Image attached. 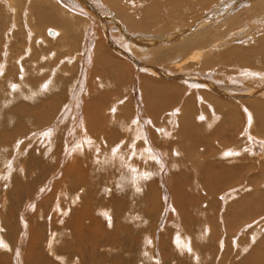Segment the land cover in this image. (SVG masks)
Returning a JSON list of instances; mask_svg holds the SVG:
<instances>
[{
  "label": "rangeland",
  "instance_id": "374dc122",
  "mask_svg": "<svg viewBox=\"0 0 264 264\" xmlns=\"http://www.w3.org/2000/svg\"><path fill=\"white\" fill-rule=\"evenodd\" d=\"M119 1L116 7L120 6L125 16H118L115 21L109 18L111 4L107 0H89L86 5H90L86 7L81 2H69L72 6H68L76 9L74 12L66 8L74 13L67 15L73 18L72 31L64 33L63 29V38L52 42L56 35H52L51 30L58 32L61 27L38 23L36 34L45 35L50 40L42 43L36 38L33 51H28V45L24 43L28 29L33 26L31 21L30 27L24 22L25 15L13 13L0 3V84L5 83L0 85V136L7 137L6 140L0 138V219L6 221H0V235L7 242L5 245L0 240V257H3L0 264H264V138L261 137L264 135V110L259 114L247 106V102L263 106L264 96L253 95L248 101H237L224 96L225 92L204 86L206 83L217 85L218 82L230 85L232 80L229 79L233 76L235 84L264 90V77H249L251 75L247 76L241 69L264 71V58H261L264 53L251 57L250 53L246 56L242 51L243 48H253L257 44L253 43L254 40L264 33V23L258 21V17L264 18V13L252 16L245 6H238L235 12L242 14L238 18L244 22L228 30L232 38L229 41L226 38L228 24L224 20L227 15L221 12L224 16L212 29L220 36L215 42L225 38L226 44L207 50L199 65L193 66L189 61L178 67L179 63L169 60L173 56L159 62L155 59V49H151L152 56L150 52L135 49L127 35L136 37L142 32L157 35L162 28L175 31L197 26L209 14L210 8L222 0ZM237 2L239 0L231 7L237 6ZM26 6L25 2L23 13H26ZM115 9L112 11L116 12ZM151 10L156 20L155 16L148 15ZM14 17L18 18L20 26L14 31L16 38L11 47L7 40L14 30ZM247 32L253 37L252 47L246 43ZM207 44L201 47L209 46ZM257 46L264 50V45ZM54 49H57L56 55L49 58L47 54L53 53ZM42 54L47 56L42 58ZM17 58L21 64L17 63ZM57 64L61 69L53 78L51 74ZM21 76L29 79V84L20 87ZM42 79L46 87L44 93L30 94L31 87L36 88ZM192 88L193 92H190ZM207 91L216 93L224 101L218 109V118L211 114L216 111L215 103L203 98ZM239 102L246 106L238 109V120L227 123L229 104ZM209 104L210 110L204 107ZM26 106L36 107V111H40L37 114L43 119L39 121L32 113L28 117L24 115L29 113H20L27 109ZM180 106L181 111H177ZM207 114H211L208 120L212 125H208ZM212 117L217 121L213 122ZM135 118H143L144 132L157 148L160 164L153 160L155 157L145 161L138 151L126 147L127 142L134 143L133 139H136L134 133L137 132L130 126ZM250 119L253 120L252 128L247 134L243 124ZM48 125L53 131L39 136L38 131ZM168 126L172 129V137L166 136ZM236 127L239 134L243 133L240 137L234 130ZM159 128L162 129L160 133ZM256 130H260V136L253 133ZM251 135L262 140H258L256 152L252 154L248 152L252 148L248 149L251 143L247 140ZM79 143L82 148L77 145ZM90 146H95L96 151ZM120 148L123 151L120 152ZM115 149H119L117 153L122 164L107 158ZM228 150L240 152L227 154ZM127 159L133 164L128 165L130 161ZM137 160L138 166L145 169L160 167V173L152 177L157 190L148 187V179L143 185L138 182L145 176L139 178V172H132ZM121 169L127 171L128 180H123ZM212 183H215L214 187ZM242 185L253 188L248 190L250 193L242 192L228 202L226 198H230L232 187ZM258 185L262 186L254 190ZM243 199L245 204L239 203ZM28 201H32V205H26ZM58 201L60 208L65 209L64 217L73 218L71 226L76 228L72 230L78 227L76 220L82 223L79 225L81 240L75 238L77 233L71 235L67 230L62 236L53 225L51 214ZM49 212L50 216H47ZM35 237L38 241L34 246L30 240L34 243ZM71 247L76 249L72 262L61 258ZM53 249L55 251L51 253Z\"/></svg>",
  "mask_w": 264,
  "mask_h": 264
},
{
  "label": "bare ground",
  "instance_id": "6f19581e",
  "mask_svg": "<svg viewBox=\"0 0 264 264\" xmlns=\"http://www.w3.org/2000/svg\"><path fill=\"white\" fill-rule=\"evenodd\" d=\"M87 1H89V0H0V3L6 8L7 7V9L9 8V9H11L12 10V12L13 13H22L23 15H25V19H24V22L26 21V24L28 25L29 24V26H30V21H31V25L33 24V26L31 27V29L29 28H27L28 29V31H29V33L28 34H26V41L24 42V43H26L27 45H28V48H26V49H28V51H30V50H32L33 51V48H34V44L36 43V38H39L37 41H39L40 40V42L42 41V43H46L48 40H50V38L49 39H46V37H45V35H44V37L43 36H39V34L37 35L36 34V31H35V29H37L36 28V26H38V23H43V24H50L51 26L52 25H54V26H59V27H61V28H59V33L57 32V31H55V30H51V34L52 35H56V36H54L52 39H51V41L53 42V40H60V39H62L63 38V35L64 34H62V31H63V29H64V33L66 32V33H70L71 31H72V29H73V27H72V22H73V18H72V16L70 17H68L67 15H73L74 13L73 12H71V11H74L75 12V10L76 9H73L74 7H72V8H70L69 6H68V4L70 5V3H76V2H81L82 4H84V6L86 7L87 5H90V4H87L86 5V2ZM107 1H109V4H111V8H109L108 10L110 11V13H109V18L110 19H113L114 21H115V19H117L118 18V16H119V18L121 17H124L125 16V14L123 15V13H122V11L119 9V7H116V5H118V2H120L119 0H107ZM132 1V0H131ZM146 1V0H145ZM177 1V0H176ZM236 0H222V1H220V4H218V5H215V6H213V7H211L210 8V10H209V14L206 16V17H203L201 20H200V22L201 23H199V25H197V26H188V27H183V28H178V30H175V31H167V30H165L164 28H162V32L161 33H159V32H157V35H153V34H150V33H143L142 32V34L140 33L138 36H136V37H132V36H130V35H127V37L129 38V41H130V44H131V46L132 47H135V49L137 48H139V49H141L143 52H150L149 54H150V56H152L151 55V52H153L152 50L153 49H155V52L157 53V56H156V58L155 59H157L159 62H161V61H163L165 58H170L171 56H173V58L171 57V59H169V60H172V62H174V63H179V64H177L178 65V67H181V66H185L186 64H188V62L189 61H192V65L194 66V65H196V64H198L199 65V63L200 62H203V57L204 56H206V54H205V52L207 51V50H209V49H213V48H221L222 46H224L225 44H226V41L224 40H222V41H218V42H215V40L218 38V37H220L219 35L217 36V34L218 33H216V34H214V30L212 29L214 26H216L220 21V17L221 16H224V15H222L221 14V12H223V13H225L226 15H227V17L225 16V18H224V20H225V23H226V25H227V39L229 38V41H230V39H232L229 35L230 34H228V30H230V29H232V27L235 25V24H241L242 22H244V20L242 19V20H240L239 21V18L238 17H240L242 14H239V12H235V10H236V8H238V6L240 7V6H242V7H244L245 6V8H247V13L249 14V15H254V14H256V13H261V14H263L264 13V0L263 1H261V0H239V2H237L238 4H237V6L236 5H234V6H232L231 7V5H232V3H234ZM255 1H258L257 3H255ZM25 2H26V13L24 12H22V9H24V5H25ZM70 2V3H69ZM130 2V1H129ZM162 2V1H161ZM201 2V1H200ZM89 3V2H88ZM132 3H133V1H132ZM234 4H236V3H234ZM138 5V4H137ZM214 5V4H213ZM68 6V7H67ZM70 6H72V5H70ZM177 6V5H176ZM21 7H23V8H21ZM115 7H116V9H115ZM194 7V6H193ZM66 8H69V9H71V11L69 10H67ZM112 8L113 9H115L114 11H116V12H113L112 11ZM152 8V7H151ZM178 8V7H177ZM87 9H92V8H87ZM119 9V10H118ZM225 9H227L226 11H225ZM155 10H157V9H155ZM17 11V12H16ZM19 11V12H18ZM92 11H94V10H92ZM108 11V12H109ZM237 11V10H236ZM124 12V11H123ZM156 13V12H155ZM79 14V13H78ZM154 14V12H153V10H151L150 12H149V16H151V17H153V16H155V15H153ZM157 14V13H156ZM171 14V13H170ZM215 14V15H214ZM22 15V16H23ZM96 15V14H95ZM153 15V16H152ZM264 15V14H263ZM262 15V16H263ZM20 16V15H19ZM77 16V15H76ZM178 16V15H177ZM18 17V16H17ZM264 17V16H263ZM37 19V21L38 22H36V19ZM126 18H127V16H126ZM126 18H125V20H126ZM259 18V20L258 21H261V23L263 22L264 23V18H260V17H258ZM245 19V18H244ZM155 20H156V16H155ZM34 21L36 22V25L34 26ZM122 21V20H121ZM117 23H119V21L117 22ZM123 23V22H122ZM124 24V23H123ZM198 24V23H197ZM12 27L14 28V30L12 31V33H9V36H8V40H7V43L9 44V46L13 43V41H14V39L16 38V32L14 33V31L20 26V23H19V21H18V18H16V17H14V20H13V22H12ZM42 25V24H41ZM250 24H248V26H249ZM260 24H258V26H259ZM263 25V24H262ZM92 26V25H91ZM25 27H27L26 25H25ZM77 27V26H76ZM80 27V26H79ZM247 27V26H246ZM250 27V26H249ZM260 27V26H259ZM46 28V27H45ZM50 28V27H49ZM57 28V27H56ZM255 28V27H254ZM258 28V27H257ZM260 28H263L262 26L260 27ZM23 29V28H22ZM53 29V28H52ZM226 29V28H225ZM20 30V29H19ZM41 30H43V29H41ZM123 30H125V28L123 29ZM199 30V31H198ZM258 30H260V29H258ZM219 32V31H218ZM222 32V31H221ZM224 32V31H223ZM242 32V31H241ZM246 32V31H245ZM264 32V31H263ZM159 33V34H158ZM231 33V32H230ZM11 34V35H10ZM43 34V33H42ZM45 34H46V32H45ZM247 34V36H249V34L250 33H246ZM245 34V35H246ZM124 35V34H123ZM226 35V34H225ZM242 35V34H241ZM245 35H242V36H245ZM262 36L261 37H257V39H253L254 40V42L252 41V36H249V37H247L248 38V41L246 42L247 44H248V46L250 45L251 47H252V45L250 44V42H253V43H257L258 45L260 44V45H264V33L263 34H261ZM222 36V35H221ZM224 36V35H223ZM232 36V35H231ZM258 36V35H257ZM51 37V36H50ZM71 37V36H70ZM69 37V38H70ZM78 37V36H77ZM263 37V38H262ZM72 38V37H71ZM125 38V37H124ZM4 39V38H3ZM111 39H112V37H111ZM126 39V38H125ZM260 39V40H259ZM115 40V39H114ZM114 40H112L113 41V43H114ZM239 40V39H238ZM241 40V39H240ZM251 40V41H250ZM243 41H244V39H243ZM80 42V41H79ZM82 42V41H81ZM233 42V41H232ZM127 43V42H126ZM167 44L166 46L164 45L163 46V44ZM205 43H209V44H207V45H209V46H207V47H201V45H203V44H205ZM20 44V43H19ZM111 44V43H110ZM122 44H123V42H122ZM257 44L255 45V46H253V48H243L242 49V51L244 52L245 51V55L247 54V53H250L251 54V57H255L257 54H262V53H264V50H262L261 48H263V47H258L257 46ZM7 45V44H6ZM25 45V44H24ZM16 46V45H15ZM20 46V45H19ZM40 46V45H39ZM84 46V45H83ZM130 46V45H129ZM130 46V47H131ZM11 47H13V45H11ZM11 47H9L10 48V50H11ZM25 47H26V45H25ZM87 47V46H86ZM131 47V48H132ZM121 48H123V47H121ZM125 48V47H124ZM236 48V47H235ZM239 48H241V47H239ZM13 49V51H14V48H12ZM25 49V48H24ZM25 49V50H26ZM89 49V48H88ZM134 49V48H133ZM152 49V50H151ZM237 49V48H236ZM7 50V49H6ZM37 50V49H36ZM113 50H116V49H113ZM218 50H220V49H218ZM132 51H135V50H132ZM239 51V50H238ZM10 52V51H9ZM56 52H57V49H54V52L53 53H50V54H47V55H49V58H52L53 56H55L56 55ZM81 52V51H80ZM128 52V51H127ZM13 53V52H12ZM26 53V52H25ZM34 53V52H33ZM79 53V52H78ZM131 53V52H130ZM242 53V52H241ZM24 54V53H23ZM32 54V53H31ZM153 54V53H152ZM205 54V55H204ZM46 54H44V56H43V54H42V58H45L46 56H47ZM127 55V54H126ZM132 55V54H131ZM136 55H139L138 53H136ZM146 55V54H145ZM154 56H155V53L153 54ZM204 55V56H203ZM237 55V54H236ZM264 55V54H263ZM263 55H261V56H263ZM31 57H32V55H30ZM247 56V55H246ZM260 56V55H259ZM17 57H19V55L17 56ZM124 57V56H123ZM138 57V56H137ZM179 57H181V59L179 58ZM34 58V57H33ZM41 58V59H42ZM54 58V57H53ZM135 58V57H134ZM261 58H264V57H261ZM20 59H22L21 57H20ZM31 59V58H30ZM209 59V58H208ZM207 59V60H208ZM1 60V59H0ZM23 60V59H22ZM63 60V59H62ZM61 60V61H62ZM246 60H247V58H246ZM19 61H21V60H18V58H17V63L18 64H21V62L19 63ZM209 61H210V59H209ZM6 62V61H5ZM4 62V63H5ZM8 62H9V60H8ZM208 62V61H207ZM251 62V61H250ZM139 63V62H138ZM248 63V62H247ZM10 64V63H9ZM139 65V64H138ZM142 65V64H141ZM216 66V65H215ZM54 67V66H53ZM189 67V66H188ZM197 66H195V68H196ZM204 67H205V65H204ZM4 68V67H3ZM24 68V67H23ZM150 68V67H149ZM148 68V69H149ZM151 68H153V66L151 67ZM193 68V67H192ZM22 69V68H21ZM61 69V67H60V64H57L56 65V67L53 69V72H52V76H53V78L56 76V74H57V72L59 71ZM143 69V68H142ZM156 69V68H155ZM210 69V68H209ZM242 70H244V71H246V75L248 76V75H251V76H249V77H264V71L262 72V73H258L257 71H254V70H256V69H247V68H241ZM7 70V69H6ZM27 70V69H26ZM240 70V69H239ZM23 71H24V69H23ZM144 71V70H143ZM145 71H147V70H145ZM158 71H160V69L158 70ZM13 72V71H12ZM27 72H28V70H27ZM26 72V73H27ZM148 72V71H147ZM5 74V73H4ZM154 74V73H153ZM239 74V73H238ZM237 74V75H238ZM26 76V75H25ZM228 76V75H227ZM230 76V75H229ZM240 76V75H239ZM183 78H184V76H182ZM238 77V76H237ZM236 77V78H237ZM8 78V77H7ZM12 78V77H11ZM241 78V77H240ZM202 79V78H201ZM23 80V81H22ZM43 80V79H42ZM53 80V79H52ZM191 80V79H190ZM196 80V79H195ZM220 80V79H219ZM229 80H232V83L230 84V85H226V84H221V82H218L217 83V85H214V84H208V83H206V84H204V86H208L209 88H213L215 91H221V92H225L226 94H224V96H227V97H230V98H233V100L234 99H237V101H242V99H244V100H247V99H249V97H251V96H253V95H262V96H264V90L262 89V91H257V90H255V89H251V87L250 88H246V87H244L243 85H241V84H239V83H237V84H235V83H233V81L235 80V78H233V76L231 77V79H229ZM236 80H239V79H236ZM28 81H29V79H26V78H24V76H21V83H20V87L21 86H23L24 85V83L27 85V84H29L28 83ZM50 83H51V81H49ZM235 82V81H234ZM2 83H4V82H1V84ZM0 84V85H1ZM5 84V83H4ZM3 84V85H4ZM9 84V83H8ZM201 84V83H200ZM216 84V83H215ZM198 85H199V83H198ZM6 86V85H5ZM13 86V85H12ZM49 86V85H48ZM153 86V85H152ZM157 86V85H156ZM14 87V86H13ZM12 87V88H13ZM18 87H19V85H18ZM35 87V86H34ZM34 87H31L32 88V90H30V94H35L36 92H38L39 91V93L37 94V95H39V94H41V93H44L43 91L46 89V87H45V81L43 80V81H40V83L37 85V87L36 88H34ZM50 87V86H49ZM199 87V86H198ZM202 87V86H201ZM148 88V87H147ZM151 88V87H150ZM197 88V87H196ZM2 90H3V88H2ZM150 90V89H149ZM41 91V92H40ZM47 91V90H46ZM142 91V90H141ZM150 91H153V90H150ZM189 91L190 92H193V88L192 89H189ZM29 92V91H28ZM155 92V91H154ZM46 93V92H45ZM150 93V92H149ZM10 94H12V91H11V93ZM154 94V93H153ZM155 94H156V92H155ZM154 94V95H155ZM216 93H214V94H212V93H209L208 91L206 92V95H203V98L205 99V101H211V102H214L215 104V110L216 111H212V115H213V117H215V118H218L219 117V115H220V113H219V111H218V109H220V107H221V105H222V101L223 100H220V98L218 97V95L216 96L215 95ZM13 95H14V93H13ZM36 97V96H35ZM153 97V96H152ZM40 98V97H39ZM55 98V97H54ZM33 99V98H32ZM252 99H254V98H252ZM248 101V100H247ZM154 102V101H153ZM224 102V101H223ZM246 102V101H245ZM264 102V101H263ZM258 103V102H257ZM211 104V103H210ZM210 104H209V107H207V105H204V107L206 108V109H211L212 107L210 106ZM262 104V103H261ZM40 105V104H39ZM41 105H42V103H41ZM45 105V104H44ZM245 104H243V103H238V104H236V103H231V104H229V109H228V111H230V112H227V115H226V121H227V123H231V124H233L234 122V120L236 121V120H238L237 119V117H238V109L239 108H241V107H243ZM149 106V105H148ZM246 106V105H245ZM247 106L249 107V109L252 111V112H258L259 114L262 112V110H264V105L263 106H261L260 104H252V103H248L247 102ZM27 107V106H26ZM47 107V106H46ZM45 107V108H46ZM63 107V106H62ZM42 108V107H41ZM178 108V107H177ZM253 109V110H252ZM19 110V109H18ZM37 110V108L36 107H27V109L26 110H24L23 109V111H20V113H29V115L28 114H26V115H24V116H26V117H28V116H30V113H32L31 115L34 117H36L37 116V119H39V121L40 120H42L43 118L42 117H40L38 114L40 113V111H36ZM40 110V109H39ZM235 110V111H234ZM247 110V109H246ZM8 111V110H7ZM16 111V110H15ZM177 111H181V106H180V109H178ZM244 111V110H243ZM248 111V110H247ZM37 112H38V114H37ZM59 113V112H58ZM244 113H245V111H244ZM211 114H207L206 115V118H207V120L211 117ZM253 114V113H252ZM255 114V113H254ZM21 115V114H20ZM256 115V114H255ZM31 116V117H32ZM42 116V115H41ZM243 116V115H242ZM259 116V115H258ZM23 117V116H22ZM190 117V116H189ZM188 117V118H189ZM212 117V118H213ZM133 118V117H132ZM172 118V117H171ZM243 118V117H242ZM256 118V117H255ZM60 119V118H59ZM147 119V118H146ZM175 119V118H174ZM245 119V118H244ZM249 119V118H248ZM254 119V118H253ZM259 119H262V118H259ZM145 120V119H144ZM172 120V119H171ZM246 120V119H245ZM146 121V120H145ZM214 121H217V120H214V118H213V122ZM219 121V120H218ZM253 121V120H252ZM252 121H251V119L250 120H248V122L246 123H244L243 124V127L245 128L246 127V132H247V134L249 133V128H252ZM262 121H264V120H262ZM123 122V121H122ZM173 122V121H172ZM176 121H174V123H175ZM211 122L212 121H210V120H208V125H210L211 124ZM143 123H145V122H143V118H141V119H139V118H135V119H132L131 120V124H130V126L132 125V127L136 130V132H137V134H135L134 133V136H135V138L136 139H133V141H134V143H129V142H127L126 143V147L127 148H130V147H132V149H135L136 151H138V153H139V155H140V157H144V159H145V161L147 160H149V158H151V157H155L153 160H157V162H158V164H160L161 163V160L160 159H158V155H157V148L153 145V143H152V141H150V139L147 137V135L145 134V132H144V129L145 128H143ZM147 123V122H146ZM152 123H153V126H156L155 125V123H154V121H152ZM260 123V122H259ZM258 123V124H259ZM172 124V123H171ZM213 124V123H212ZM211 124V125H212ZM55 126H57V125H55ZM158 126V125H157ZM165 126H167V125H165ZM165 126H163V128L165 127ZM194 126V125H193ZM44 127V126H43ZM123 127V126H122ZM131 127V128H132ZM173 127V126H172ZM229 127V126H228ZM237 127H238V124H237ZM236 127V129H234L235 131H237L238 132V129L239 128H237ZM127 128V127H126ZM130 128V129H131ZM230 128H232L231 126H230ZM159 129H161V128H159ZM158 129V130H159ZM52 130V128L50 129L49 128V125H48V128H44V129H40L39 131H38V135L40 136V133H43V132H46V133H49L50 131ZM132 130V129H131ZM130 130V131H131ZM151 130V129H150ZM169 130H171V131H169ZM222 130V129H221ZM233 130V131H234ZM253 130H254V127H253ZM53 131V130H52ZM133 131V130H132ZM232 131V132H233ZM260 130H256V131H253V133L254 134H256L257 136H260L261 135V132H259ZM37 132V131H36ZM123 132V131H122ZM157 132V131H156ZM160 132H162V129L161 130H159V133ZM169 132V133H168ZM231 132V133H232ZM132 133V132H131ZM222 133V132H221ZM133 134V133H132ZM149 134V133H148ZM163 134V133H162ZM220 134V133H219ZM247 134H245L244 133V135L246 136ZM38 135H37V137H38ZM237 135H239V137H240V135H243V133L241 132L240 134H239V132H238V134ZM133 136V135H132ZM166 136H169V137H172V129H169V126L166 128ZM234 136L235 137H237L236 136V134H234ZM1 137H3V135H1L0 136V138ZM6 137V136H5ZM5 137H3V138H5ZM36 137V138H37ZM87 137V136H86ZM85 137V138H86ZM91 137V136H90ZM231 137H233V136H231ZM261 137H263L264 138V135H261ZM3 138L1 139V140H3ZM7 138V137H6ZM6 138L4 139V140H6ZM19 138H21V137H19ZM44 138V137H43ZM92 138V137H91ZM94 138V137H93ZM106 138V137H105ZM42 139V138H41ZM107 139V138H106ZM128 139V138H127ZM223 139V138H222ZM232 139L233 138H231L230 140L232 141ZM99 140V139H98ZM107 140H109V139H107ZM124 140V139H123ZM138 140V141H137ZM230 140H229V142H230ZM250 143H251V145L248 147V149L251 147L252 149H250V150H248V152L250 151L251 152V154L252 153H255L256 151V145L260 142V141H258V140H261V138H259L258 140H257V137L256 138H254V137H252V135L251 136H248V139H247ZM87 141V140H86ZM96 141V140H95ZM100 141H102V140H100ZM127 140H125V142H126ZM243 141V140H242ZM262 141V140H261ZM264 141V140H263ZM2 142V141H1ZM19 142V141H18ZM92 142V141H91ZM105 142V141H104ZM107 142V141H106ZM132 142V141H131ZM219 142V141H218ZM245 142V141H244ZM81 143V142H80ZM77 144V145H80V147L82 148V146H81V144ZM101 143V142H100ZM103 143V142H102ZM108 143V142H107ZM235 143V142H234ZM233 143V144H234ZM238 143V142H237ZM262 143V142H261ZM8 144V143H7ZM97 144H99V143H97ZM139 144H140V147H139ZM4 145V144H3ZM15 145H17V144H15ZM19 145H20V142H19ZM85 145V144H84ZM88 145V144H87ZM104 145V144H103ZM122 145V144H121ZM249 145V144H248ZM69 146V145H68ZM89 146V145H88ZM92 146H93V144H92ZM92 146H90L91 148H92ZM118 146V145H117ZM116 146V147H117ZM1 147V146H0ZM6 147V146H5ZM54 147V146H53ZM77 147V146H76ZM84 147V146H83ZM87 147V146H86ZM95 147V146H94ZM94 147L92 148V150L94 149ZM96 147H97V145H96ZM120 147V146H119ZM122 147V146H121ZM16 148V147H15ZM79 148V147H78ZM90 148V149H91ZM99 149H101L100 147H98ZM97 148V149H98ZM227 148V147H226ZM225 148V149H226ZM247 148V147H246ZM8 149V148H7ZM22 149V151H23V149L24 148H21ZM96 149V148H95ZM94 149V150H95ZM98 149V150H99ZM228 149V148H227ZM260 148L258 147L257 148V150H259ZM25 150V149H24ZM93 150V151H94ZM117 150H119V149H117ZM116 149L113 151V155H110V156H108L107 158H109V160L110 161H115V162H117L118 164H120L121 163V161H120V158H119V154L117 153L118 151H117ZM121 150L123 151V149H121L120 148V152H121ZM262 150V149H261ZM21 151V150H20ZM19 151V152H20ZM48 151V150H47ZM80 151V150H79ZM96 151V150H95ZM90 152V151H89ZM104 152V151H103ZM238 152V150H228L227 151V154H233V153H237ZM240 152V151H239ZM239 152H238V154H239ZM2 153V152H1ZM111 153V152H110ZM242 153V152H241ZM81 154V153H80ZM95 154V153H94ZM96 154H97V152H96ZM142 154H144V155H142ZM146 154V155H145ZM54 155V154H53ZM90 155V154H89ZM44 156V155H43ZM88 156V155H87ZM99 156V155H98ZM126 156V155H125ZM50 157V156H49ZM51 157H53V156H51ZM50 157V158H51ZM95 157V156H94ZM139 157V158H140ZM260 157V156H259ZM18 158V157H17ZM229 158H231V157H229ZM241 158V157H240ZM97 160H98V158H96ZM138 159V158H137ZM237 159H239V158H237ZM43 160V159H42ZM59 160H60V158H59ZM87 160V159H86ZM136 160V159H135ZM151 160V159H150ZM149 160V161H150ZM50 161V160H49ZM75 161V160H74ZM126 161H130L129 159H127ZM232 161H234V160H232ZM231 161V163H233ZM7 162V161H6ZM9 162V161H8ZM16 162H18V161H16ZM39 162H40V160H39ZM73 162V161H72ZM84 162V161H83ZM88 162H89V160H88ZM98 162V161H97ZM235 162V161H234ZM124 163H126V162H124ZM8 164V163H7ZM43 164V163H42ZM100 164V163H99ZM122 164V163H121ZM127 164V163H126ZM129 164H133L131 161L130 162H128V165ZM14 165V164H13ZM41 165V164H40ZM108 165V164H107ZM70 166V165H69ZM74 166V165H73ZM118 166V165H117ZM121 166V165H120ZM134 168L132 169V172H134V170H136V173H138L139 172V178H141L142 176H145V177H143L142 179H140L138 182H140L141 181V185H143V182H145V179H148L149 180V182H147L148 183V187H152V189L154 188L155 190H157V185H156V182H154L152 179V177L155 175V174H157L158 172L160 173V167H157V166H155L156 168H154V169H145V167H143V166H138V160H137V163H135L134 165ZM251 166V165H250ZM100 167V166H99ZM115 167V166H114ZM136 167H139L140 169H138V168H136ZM17 168L19 169V167L17 166ZM38 168V167H37ZM164 168V167H163ZM3 169V168H2ZM22 169V168H21ZM24 169V168H23ZM92 169V168H91ZM104 169V168H103ZM127 169V168H126ZM12 170V169H11ZM15 170H17V169H15ZM25 170H26V168H25ZM35 170V169H34ZM33 170V171H34ZM68 170V169H67ZM75 170V169H74ZM97 170V169H96ZM95 170V171H96ZM23 171V170H22ZM88 171V170H87ZM106 171V170H105ZM10 172V171H9ZM15 172V171H14ZM89 172V171H88ZM127 171L126 170H124V169H121V175H122V178H123V180L125 179H127V175L128 174H125ZM225 172V171H224ZM1 173V172H0ZM5 173V172H4ZM12 173V172H11ZM22 173H24V172H22ZM27 172H25V174H26ZM112 173V172H111ZM2 174V173H1ZM71 174V173H70ZM88 174V173H87ZM219 174V173H218ZM236 174V173H235ZM256 174V173H255ZM82 175V174H81ZM219 175H221V174H219ZM224 175V174H223ZM227 176H230V175H228V174H226ZM1 176V175H0ZM26 177H27V175H25ZM24 176V177H25ZM83 176V175H82ZM85 176V175H84ZM83 176V177H84ZM222 176V175H221ZM220 176V177H221ZM9 177V176H8ZM91 177V176H90ZM95 177H96V175H95ZM114 177V176H113ZM158 177V176H157ZM9 178H11V177H9ZM8 178V180H11V179H13V181H15L14 180V178H11V179H9ZM20 178V177H19ZM85 178V177H84ZM136 178V177H135ZM156 178V177H155ZM162 178V177H161ZM1 179V178H0ZM21 179V178H20ZM96 179V178H95ZM118 179V178H117ZM224 179H225V177H224ZM7 180V179H6ZM86 180H88V179H86ZM128 180V179H127ZM152 180V181H151ZM159 180V179H158ZM157 180V181H158ZM208 180H209V178H208ZM49 181V180H48ZM93 181V180H92ZM92 181H90V182H92ZM10 182V181H9ZM9 182H7V183H9ZM21 182V181H20ZM187 182V181H186ZM18 183V182H17ZM64 183V182H63ZM21 184H22V182H21ZM82 184V183H81ZM86 184H87V181H86ZM215 183H212V185H213V187L215 186L214 185ZM62 185H64V184H62ZM106 185V184H105ZM66 186V185H65ZM114 186H115V184H114ZM262 186V185H261ZM261 186H257L254 190H259L260 189V187ZM61 187V186H60ZM81 187H84V186H82L81 185ZM109 187V186H108ZM138 187H139V185H138ZM142 187V186H141ZM141 187H139V188H141ZM218 187V186H217ZM87 188V187H86ZM124 188V187H123ZM212 188V187H211ZM253 187H251L250 185H242V186H240V187H238V186H234V187H232V191L229 193V195H230V198L229 197H227L226 198V200H228V202H230L233 198H235V197H237L238 195H240V193H242V192H245L246 193V191L248 192V190H251ZM15 189V188H14ZM63 189H64V187H63ZM81 189V188H80ZM110 189V188H109ZM242 189H244L245 191H242ZM127 190V189H126ZM254 190H252V191H254ZM13 191H15V190H13ZM27 191H29L28 189H27ZM43 191V189L40 191V192H42ZM60 191V190H59ZM66 191V190H65ZM65 191H64V193H65ZM69 191V190H68ZM86 191V190H85ZM84 191V192H85ZM104 191V190H103ZM108 191H110V190H108ZM38 192H39V190H38ZM106 192V191H105ZM146 192V191H145ZM157 192V191H156ZM259 192V191H258ZM64 193H62L61 195L62 196H64L65 197V195H63ZM108 193V192H107ZM153 193V192H152ZM245 193H243L242 195H246ZM248 193H250V192H248ZM30 194V193H29ZM67 194H70V192L69 193H67ZM73 194H74V192H73ZM260 194V193H259ZM34 195H36V194H34ZM61 195L59 194V196L61 197ZM75 195V194H74ZM250 195V194H249ZM249 195H247L248 197H249ZM68 196V195H67ZM175 196V195H174ZM251 196V195H250ZM258 196H261V195H258ZM31 197V196H30ZM37 197V196H36ZM74 197V196H73ZM28 198V197H27ZM32 198V197H31ZM30 199V198H29ZM60 199V198H59ZM71 199H73L72 197H71ZM70 199V200H71ZM241 199V198H240ZM33 200V199H32ZM58 200V199H57ZM34 201V200H33ZM228 202H226L227 204H228ZM32 201H28V203H26V205L27 204H31L32 205ZM239 203H243V204H245V200L243 199V200H239ZM59 204H60V202L58 201V202H56L55 203V207L53 208L54 209V212L52 213V214H54L53 216H52V214H51V217H52V223H53V225H56V227L58 228V230L59 231H61L62 232V236H64V235H66V230L67 231H69V234H71V235H73V234H75V233H77L76 234V236H75V238L76 237H79V239L78 240H81V234H80V228H79V225H81L82 223H80L79 221H77L76 219V223H77V229H75V230H72L71 228H73L74 229V227H72L71 226V224H72V221H73V218L70 220V219H67V217H64V215H65V209L62 207V208H60V206H59ZM72 204V203H71ZM236 204V203H235ZM35 206V205H34ZM62 206V205H61ZM245 206V205H244ZM36 207V206H35ZM66 208V207H65ZM68 209V208H67ZM72 209V208H71ZM96 209V208H95ZM103 209V208H102ZM105 209V208H104ZM237 209V208H236ZM239 209V208H238ZM53 211V210H52ZM112 211V210H111ZM60 212H62L61 213V215H62V217L60 216ZM50 213L51 212H49V214H47V216H50ZM71 214V213H70ZM86 214V213H85ZM103 214V213H102ZM104 214H105V212H104ZM97 215V214H96ZM43 215H41V217H42ZM71 216V215H70ZM69 216V217H70ZM110 216V215H109ZM135 216V215H134ZM39 217V216H38ZM44 217H45V215H44ZM105 217H106V215H105ZM113 217V216H112ZM62 218V219H61ZM102 218V217H101ZM132 218V217H131ZM136 218V217H135ZM82 219V218H81ZM104 219V218H103ZM109 219V218H108ZM112 218H110V220H111ZM228 219V218H227ZM2 219H0V221H1ZM78 220H80V219H78ZM3 221V220H2ZM1 221V222H2ZM5 221V220H4ZM4 221H3V223H4ZM113 221V220H112ZM6 222V221H5ZM51 223V221H50V224H52ZM84 223V222H83ZM111 223V222H110ZM255 223V222H254ZM253 223V224H254ZM41 224V223H40ZM57 224H61V226H57ZM101 224V223H100ZM250 224H252V222H250ZM112 225V224H111ZM52 226V225H51ZM92 226L94 227L95 225H93L92 224ZM76 228V227H75ZM96 228V227H95ZM101 227L99 226V229H100ZM85 229V228H84ZM101 230V229H100ZM263 230V229H262ZM85 231V230H84ZM94 231V230H93ZM102 231V230H101ZM37 232H38V230H37ZM52 232V231H51ZM75 232V233H74ZM243 232H244V230H243ZM259 232V231H258ZM53 233V232H52ZM58 233V232H57ZM2 234V233H1ZM83 234H84V232H83ZM204 234V233H203ZM258 234V233H257ZM52 234H50V236H51ZM61 235V234H60ZM260 235V234H259ZM53 236V235H52ZM180 236V235H179ZM4 237V236H3ZM2 237V235H0V240H3L4 242H2L3 244H5V245H7V242H6V240L4 239ZM57 237H58V235H57ZM36 238V237H35ZM50 238V240H51V237H49ZM53 239H54V237H53ZM36 241L33 243L32 241L33 240H30L31 241V243H32V245H34L35 246V244H37V241H38V239L36 238L35 239ZM67 240V239H66ZM98 240V239H97ZM49 241V240H48ZM62 241V240H61ZM60 241V242H61ZM68 241V240H67ZM99 241V240H98ZM193 241V240H192ZM253 241V240H252ZM182 242V241H181ZM1 243V242H0ZM94 243V242H93ZM97 243V242H96ZM101 243V242H100ZM110 243V242H109ZM58 244V243H57ZM63 244H65V243H63ZM78 244V243H77ZM39 245V244H38ZM47 245V244H46ZM92 245V244H91ZM94 245V244H93ZM110 245V244H109ZM54 246V245H53ZM6 247V246H5ZM82 247V246H81ZM93 247V246H92ZM103 247H106V246H103ZM102 247V248H103ZM107 248H109V247H107ZM245 248V247H244ZM49 249V248H48ZM55 249H57V248H55ZM94 249V248H93ZM191 249V248H190ZM55 250L53 249L52 250V252L51 253H53ZM57 251V250H56ZM78 251L80 252V250H79V248H78ZM60 252V251H59ZM58 252V253H59ZM73 252H76V249H73L72 247L71 248H69V250H67L65 253H63V255L61 256V258L62 259H67V261H70V260H72V258L74 257V254H73ZM83 253V252H82ZM65 255H66V257H65ZM1 256V255H0ZM76 256V255H75ZM57 258H58V256H56ZM1 258H3V257H0V260H1ZM76 258V257H75ZM74 259V258H73ZM76 261V260H75ZM91 261V260H90ZM70 262H72V261H70ZM79 262V261H78ZM94 263H95V261H94ZM71 264V263H70ZM92 264H93V262H92Z\"/></svg>",
  "mask_w": 264,
  "mask_h": 264
}]
</instances>
